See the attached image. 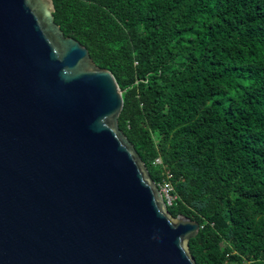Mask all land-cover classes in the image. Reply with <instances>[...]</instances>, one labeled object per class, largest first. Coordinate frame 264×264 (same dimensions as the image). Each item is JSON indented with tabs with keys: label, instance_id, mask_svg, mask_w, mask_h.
<instances>
[{
	"label": "trees",
	"instance_id": "obj_1",
	"mask_svg": "<svg viewBox=\"0 0 264 264\" xmlns=\"http://www.w3.org/2000/svg\"><path fill=\"white\" fill-rule=\"evenodd\" d=\"M52 3L115 78L118 127L171 183L168 212L198 223L195 263L264 264V0Z\"/></svg>",
	"mask_w": 264,
	"mask_h": 264
},
{
	"label": "water",
	"instance_id": "obj_2",
	"mask_svg": "<svg viewBox=\"0 0 264 264\" xmlns=\"http://www.w3.org/2000/svg\"><path fill=\"white\" fill-rule=\"evenodd\" d=\"M52 0H0V264H196L118 127L110 71L54 22Z\"/></svg>",
	"mask_w": 264,
	"mask_h": 264
},
{
	"label": "built area",
	"instance_id": "obj_3",
	"mask_svg": "<svg viewBox=\"0 0 264 264\" xmlns=\"http://www.w3.org/2000/svg\"><path fill=\"white\" fill-rule=\"evenodd\" d=\"M156 164H161V160L159 158H157L155 160ZM171 175L169 173H167V177L169 178ZM162 196L163 199L165 201L166 206L171 205V203L174 201V199L176 198V196L172 193L173 192V187L171 185V183L169 181L164 180L160 185H157Z\"/></svg>",
	"mask_w": 264,
	"mask_h": 264
}]
</instances>
